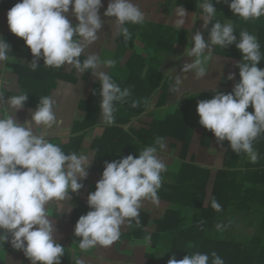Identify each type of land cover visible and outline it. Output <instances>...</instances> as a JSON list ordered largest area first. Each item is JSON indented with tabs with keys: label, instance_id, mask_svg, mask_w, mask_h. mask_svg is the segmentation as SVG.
Listing matches in <instances>:
<instances>
[{
	"label": "crops",
	"instance_id": "0c3cea01",
	"mask_svg": "<svg viewBox=\"0 0 264 264\" xmlns=\"http://www.w3.org/2000/svg\"><path fill=\"white\" fill-rule=\"evenodd\" d=\"M17 2L19 0H0V36L11 48L9 59L0 62V78L6 82L0 88V95H4L5 101L13 94L28 95L24 106L14 114L19 123L30 122L39 99L51 96L56 101L54 110L58 122L50 128H43L46 137L57 143L65 154L89 153L87 176L78 181L82 188L70 192V199L58 206L55 201L46 206L55 228L53 239L65 248L60 264H75L77 258L84 264H167L170 257L183 259L193 253L195 241L232 236L238 224L260 228L262 215L254 202H249L248 208L241 210L236 207V200L231 199L220 212H213L210 207L212 198L219 201L227 178L230 179L228 196L233 194L238 177L242 178V197L245 189L257 191L262 186L244 183V163L253 162L244 153L232 152L227 141L218 143L213 134L199 124L196 113L199 101L211 99L214 91L227 94L238 83L236 64L242 57L235 44L226 48L213 46L209 50L210 59L204 77L197 78L194 72H180L184 61L191 59L183 55L186 47L191 46L195 32L201 31L205 40L208 39V30L201 27L203 21L199 17L198 0H133L145 14V20L139 25H127L130 40L115 34L111 23L114 18L103 15L109 0H101L98 14L102 28L97 33L98 40L82 53L80 59L95 53L102 59L115 61L114 67L106 71L122 89L131 79L122 71L133 61L137 72L132 80L137 86L129 89L134 100L144 102V108L138 114L124 103L118 104L115 123L111 126L102 121L100 83L90 70L80 73L71 66L47 67L42 59L35 71L31 69L29 63L33 57L30 50L7 26L6 13ZM213 3L217 12L214 22L231 23L237 39L243 30L256 36L262 54L257 67L264 68V17L243 20L231 13L224 0L220 3L213 0ZM178 6L187 13L186 22L180 28L174 23ZM65 15L73 26L78 24L71 5ZM229 74H233L232 80L227 79ZM176 76H181L183 83L173 91ZM11 111L5 108L3 114ZM246 111L251 113L253 109L249 106ZM112 126L131 135L141 148L157 147V155L167 165V171L161 174L159 204L143 200L138 222L137 219L126 220L117 241L108 247L98 245L81 250L74 226L82 216V210H88L87 196L95 191L103 172L95 162L92 145ZM39 130L34 128V131ZM157 138H161L163 147L156 143ZM260 141L264 142V138L261 137ZM217 223L225 224L226 228L217 231ZM178 225L180 230L176 228ZM188 226L191 228H186ZM166 233L172 235L173 240L181 239L186 243L181 247L166 246L164 243L168 239L159 240L160 235ZM2 247L0 264H31L23 252L14 249L10 243L6 242Z\"/></svg>",
	"mask_w": 264,
	"mask_h": 264
},
{
	"label": "clouds",
	"instance_id": "9594fccd",
	"mask_svg": "<svg viewBox=\"0 0 264 264\" xmlns=\"http://www.w3.org/2000/svg\"><path fill=\"white\" fill-rule=\"evenodd\" d=\"M220 3L221 0H215ZM231 13L243 20L264 17V0H224ZM71 5L78 24L73 26L66 13ZM202 29L208 30L205 40L201 31L195 32L191 46L186 47L181 74L194 72L197 78L206 75V64L213 46L226 48L235 44L241 53L236 67L239 81L231 92H215L211 99L199 101L196 113L199 124L210 131L218 143L224 141L232 152L244 153L255 163L258 154L253 142L264 134V68H258L262 54L255 35L243 30L239 38L234 35L231 23L220 22L214 17L217 12L213 0H198ZM101 0H19L6 13L9 31L24 41L33 57L29 63L35 71L39 60L47 67L71 66L78 72L91 71L100 83L99 108L102 121L111 126L115 123L117 105L127 102L131 96L129 88H121L106 71L114 67L112 59H102L89 53L81 60L82 53L98 40L102 28L99 9ZM114 18L111 22L117 36L131 39L127 25H139L145 14L133 0H109L103 13ZM175 25L182 27L187 13L182 6L175 10ZM209 25L211 28L209 29ZM10 45L0 36V62L9 59ZM233 74L227 79L232 80ZM183 83L181 76L175 77L173 91ZM28 95L20 93L0 95V248L8 242L21 250L31 264H60L65 248L53 239L55 228L46 206L57 202V206L69 193L82 188L81 181L87 176L89 153L65 154L62 148L51 142L43 128L56 124V101L51 96L39 99L30 122L19 123L14 119ZM133 100V108L139 105ZM7 105L6 107L4 105ZM249 106L253 111H246ZM13 111L3 114L4 109ZM34 128L40 129L34 131ZM156 143L163 147L161 138ZM166 163L157 155V147L145 146L135 157L132 154L112 162H106L95 191L87 196L91 209L78 218L74 235L79 237L78 247L88 250L96 246L108 247L121 236V226L126 220L137 219L143 200L159 204L158 190L162 185V173ZM210 207L217 212L221 204L214 198ZM203 224V221L201 222ZM226 228L216 224V230ZM10 238V239H9ZM75 264H84L77 258ZM167 264H225L215 251L193 252L183 259L170 257Z\"/></svg>",
	"mask_w": 264,
	"mask_h": 264
},
{
	"label": "trees",
	"instance_id": "16d2710c",
	"mask_svg": "<svg viewBox=\"0 0 264 264\" xmlns=\"http://www.w3.org/2000/svg\"><path fill=\"white\" fill-rule=\"evenodd\" d=\"M132 63L134 62L130 61L122 71L123 73H128L131 78L125 83L124 88L137 86L134 80H132V77H135L134 73L137 72V67ZM152 70L155 71L154 67ZM133 100V96L129 97L127 102L124 103V106L131 108L138 114L144 108V102L139 103L137 107L133 108L131 106ZM261 137L264 138V134L259 136L255 142H253L254 149L257 150L258 160L255 163H244V183L252 182L258 184L262 186V189L257 191L245 189L244 196L242 197L240 195L242 178L238 177L236 183L233 185V194L228 196L227 192L229 189L227 187L230 179L227 178L223 183L225 184L223 187L224 191L218 202L221 204L222 210L226 204L231 202V200H236V207L240 208V210L247 209L248 203L254 202L258 206V211L262 215L260 228L264 231V142L260 141ZM92 148L95 151V162L100 166L101 171H103L106 162L122 159L129 154H132L135 157L142 149L131 135L127 134L117 126L108 127L101 138L94 140ZM90 210L91 209L88 208V210H82L81 213H83L82 215H85ZM175 212L178 213V211ZM213 212L216 211L214 210ZM176 228L180 230L181 227L178 225ZM186 228L191 227L188 226ZM159 238V240L162 238L168 239L167 242L164 243L166 246L173 245L181 247L182 244L186 243V241L183 242L181 239L179 241L173 240L174 237L167 233L166 235H160ZM194 244L196 245L193 250L194 252L211 253L215 251L221 256L225 264H264V238H259L255 235L252 228L241 224H238L234 234L226 239L218 238L216 240H200L195 241ZM175 259L181 260L182 258L175 257Z\"/></svg>",
	"mask_w": 264,
	"mask_h": 264
},
{
	"label": "rangeland",
	"instance_id": "374dc122",
	"mask_svg": "<svg viewBox=\"0 0 264 264\" xmlns=\"http://www.w3.org/2000/svg\"><path fill=\"white\" fill-rule=\"evenodd\" d=\"M252 229L254 230L256 236H258L259 238H264V231L261 230V228L254 227Z\"/></svg>",
	"mask_w": 264,
	"mask_h": 264
},
{
	"label": "built area",
	"instance_id": "2783aa9c",
	"mask_svg": "<svg viewBox=\"0 0 264 264\" xmlns=\"http://www.w3.org/2000/svg\"><path fill=\"white\" fill-rule=\"evenodd\" d=\"M6 84V82L2 79V78H0V88L3 86V85H5Z\"/></svg>",
	"mask_w": 264,
	"mask_h": 264
}]
</instances>
